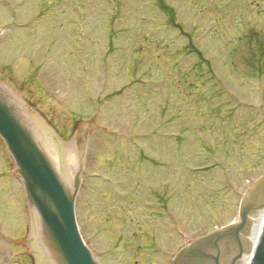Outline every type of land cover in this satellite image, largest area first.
I'll return each mask as SVG.
<instances>
[{
	"label": "rangeland",
	"instance_id": "1",
	"mask_svg": "<svg viewBox=\"0 0 264 264\" xmlns=\"http://www.w3.org/2000/svg\"><path fill=\"white\" fill-rule=\"evenodd\" d=\"M77 4L0 0V83L78 160L84 135L75 200L100 264H169L264 175V0ZM14 169L0 138V264H38Z\"/></svg>",
	"mask_w": 264,
	"mask_h": 264
},
{
	"label": "water",
	"instance_id": "2",
	"mask_svg": "<svg viewBox=\"0 0 264 264\" xmlns=\"http://www.w3.org/2000/svg\"><path fill=\"white\" fill-rule=\"evenodd\" d=\"M7 105L8 102L0 99V135L24 175L28 201L38 210L42 232L47 242L52 243L50 250L58 255L59 260L55 264H96L76 229L72 208L75 190H67L50 160L36 146L27 126L18 123ZM78 175L79 172L76 178ZM260 186H264V176L256 182L254 188L248 190L247 196L250 197ZM40 198L41 206L37 201ZM255 206H264V191L257 197ZM252 210L254 208L250 206L249 212ZM247 232L246 215L242 214L239 224L216 230L191 242L177 254L171 264H183L185 259H189L190 264H212V261L219 264V252L225 250L223 245L231 250L234 248L235 262L242 253L249 251L245 239L242 241L244 247L238 244V235L245 236ZM213 251L217 256L208 255ZM250 264H264V222Z\"/></svg>",
	"mask_w": 264,
	"mask_h": 264
},
{
	"label": "bare ground",
	"instance_id": "3",
	"mask_svg": "<svg viewBox=\"0 0 264 264\" xmlns=\"http://www.w3.org/2000/svg\"><path fill=\"white\" fill-rule=\"evenodd\" d=\"M34 121H35L36 130H37V132L40 135L39 138L41 139L42 144L44 145L46 150H48V153H49L51 159L55 160L56 159L55 158V153H53L54 149L52 148V146H50V145L48 146L47 142H46V140H48V137H49L48 135L49 134L44 130L43 126L40 123H38L36 120H34ZM69 149L70 148L67 147V148H65V150L63 152L65 160H66V164L68 165V169H66V172L65 171L61 172V174L63 176H64V172L67 173L68 171H70V169L73 171L74 168H75V165H76V161L74 160L73 155H71V151ZM56 152H57V149H56ZM36 197H38V196L36 195ZM37 201L39 202V205L41 206L42 205V198L38 199ZM263 215H264V207L259 211L258 215L253 219L254 223L252 221L253 224L250 226V232L249 233L247 232L248 234H247L246 237L251 242L250 243L251 245H253L255 243V240L257 238V235H258V232H259V229H260V225H261V221H262ZM238 238H239L238 239L239 240L238 244L240 245L242 243V241H243L244 236H242V234H239ZM223 246H224V248L226 250L225 254H228L227 255L228 258H226V261L228 263L234 264L233 259H234L235 256H232L234 254V248H233V250H231V248L230 247L228 248L227 245H223ZM249 251L247 253H244V254L241 255V259L239 258L240 261H239L238 264H247L248 263V258L250 256ZM45 254H46V252H45Z\"/></svg>",
	"mask_w": 264,
	"mask_h": 264
}]
</instances>
